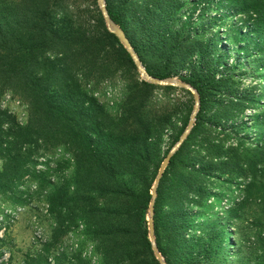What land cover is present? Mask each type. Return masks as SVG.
<instances>
[{"label": "trees", "instance_id": "1", "mask_svg": "<svg viewBox=\"0 0 264 264\" xmlns=\"http://www.w3.org/2000/svg\"><path fill=\"white\" fill-rule=\"evenodd\" d=\"M61 1L0 0V92L20 91L30 105L25 126L0 109V192L16 189L29 171L33 149L41 142L66 145L74 150L76 187L72 195L65 187L60 189L53 205L61 201L67 205L70 201L90 204L84 216L108 264H160L149 237L148 214L160 165L155 160L167 124L162 120L154 127L143 118L157 86L133 77L124 110L112 119L97 98L84 89L85 83L98 85L138 69L119 38L108 30L97 0H90L93 9H78L76 20L59 19ZM216 1L195 0L192 11L200 10L203 15ZM229 1L238 13L248 15L263 28L259 34L264 38V0ZM106 4L112 21L124 30L153 77L165 80L179 76L201 96L195 126L160 182L154 218L157 245L168 264H210L212 259L218 260V239L226 232L218 234L207 223L191 233V214L184 200L194 190L192 176L213 174L191 148L200 135L209 104L216 102L210 92L221 81L219 67L226 66L223 61L228 52L208 44L196 48L191 35L193 15L179 27L168 21L166 13L181 14L179 0H106ZM259 46L264 52V45ZM196 53L198 61L190 60ZM184 67L190 72L181 76L180 68ZM226 108L223 112L230 113ZM187 126L173 137V145ZM230 126L237 134L243 130L235 122ZM177 162L184 170L178 190L177 177L171 179L169 174ZM170 182L174 191L165 195ZM251 186L246 187V193ZM169 194L165 209L162 204ZM96 198L110 204H93ZM199 232L208 235L200 236ZM50 247L44 249L47 254L28 255L24 264H48Z\"/></svg>", "mask_w": 264, "mask_h": 264}, {"label": "rangeland", "instance_id": "2", "mask_svg": "<svg viewBox=\"0 0 264 264\" xmlns=\"http://www.w3.org/2000/svg\"><path fill=\"white\" fill-rule=\"evenodd\" d=\"M194 1L179 0L183 6L179 10L181 14L166 13L168 21L179 27L193 15L191 35L196 48L202 44L222 47L228 56L223 61L226 66L219 67L221 81L210 92L216 102L209 104L200 135L191 148L197 159L213 169L209 168L213 174L205 178H191L194 190L184 200L191 214V233L207 223L218 234L226 232L218 239L215 253L218 260L212 259L210 264H258L261 260L264 264V52L259 46L264 45L260 35L263 28L256 26L248 15L238 13L229 0H217L203 15L199 14L200 10L193 13ZM87 7L93 9L90 0H62L58 17L76 20L78 9ZM198 57L196 53L190 60L198 61ZM189 72L187 67L180 68L181 76ZM120 74L98 85H84L112 119L124 110L132 78L142 79L139 71L128 72L125 77ZM169 79L183 82L179 76ZM167 88L157 86L143 112V118L154 127L162 120L167 124L161 151L155 160L157 165L160 163L157 176L177 144H172L173 137L189 125L196 105L195 95L189 89ZM223 107L230 113L223 112ZM0 109L20 126H25L30 117L29 102L20 91L0 92ZM232 122L243 128L239 134L230 126ZM2 166L0 161V171ZM76 168L74 150L66 145L41 142L33 149L29 171L18 181L16 189L0 192V264H24L30 254H47L44 251L47 245H51L48 264H108L102 245L84 216V209L90 204L70 201L67 205L61 201L53 205L60 189L65 187L72 195ZM182 173L179 162L169 169L171 179L177 177V190ZM172 183L165 195L174 191ZM249 184L252 186L246 193ZM245 196L247 201L238 208ZM169 200L170 194L162 204L165 209ZM95 203L110 204V201L96 198ZM199 235L206 237L208 232H199Z\"/></svg>", "mask_w": 264, "mask_h": 264}, {"label": "water", "instance_id": "3", "mask_svg": "<svg viewBox=\"0 0 264 264\" xmlns=\"http://www.w3.org/2000/svg\"><path fill=\"white\" fill-rule=\"evenodd\" d=\"M97 1H98V5L101 9V12L105 18L108 30L111 33L115 34L119 38L121 43L124 45V47L126 48L128 53L131 55V57H132V59H133V61H134V63H135V65H136V67H137V69H138L143 80H145L148 83L154 84L156 86L186 88V89H189L190 91H192L195 95L196 105H195L194 113L191 117L190 123H189L186 131L181 136L178 143L169 152L165 161L163 162V164L159 170V174L155 180V183H154V186L152 189V193H151L152 194V200H151V205H150V210H149V237H150V240L152 243V248H153V251H154V254H155L157 260L160 262V264H168L167 261L165 260V258L163 257V255L161 254L159 248H158L157 241H156V234H155V218L154 217H155V204H156V200L158 197V188H159L160 182L164 176V173H165L167 167L169 166L173 156L177 153V151L186 142L189 134L191 133V131L194 127L196 117H197V115L200 111V107H201V96H200L199 92L194 87H192L190 84H187L185 82H181V81L178 82L174 79L161 80V79H157V78L153 77L147 71V69L144 67V65L142 64L138 54L136 53L131 41L127 37L124 30H122L119 26H117L112 21L110 15H109V12H108L106 0H97Z\"/></svg>", "mask_w": 264, "mask_h": 264}]
</instances>
